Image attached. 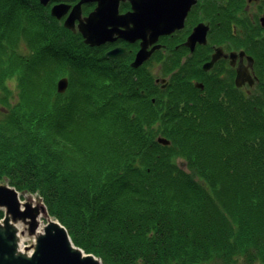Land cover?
<instances>
[{"label": "trees", "instance_id": "1", "mask_svg": "<svg viewBox=\"0 0 264 264\" xmlns=\"http://www.w3.org/2000/svg\"><path fill=\"white\" fill-rule=\"evenodd\" d=\"M45 8L0 0V179L37 194L102 264L264 261L262 105L193 96L180 78L159 90Z\"/></svg>", "mask_w": 264, "mask_h": 264}, {"label": "flooded vegetation", "instance_id": "2", "mask_svg": "<svg viewBox=\"0 0 264 264\" xmlns=\"http://www.w3.org/2000/svg\"><path fill=\"white\" fill-rule=\"evenodd\" d=\"M181 2L184 13L180 25L161 34L155 43L161 44L155 51L173 50V53L160 55L165 64L155 79L159 90L167 88L173 78H180L187 83V92L193 96L217 93L225 97L234 91L258 101L264 111V0ZM131 10H134L133 3H120V12ZM118 40L106 45L118 46ZM123 43L127 50L130 45L136 48L140 45L139 41ZM214 58L212 65L205 68ZM175 61L178 71L172 70ZM218 80L228 85L225 90H215Z\"/></svg>", "mask_w": 264, "mask_h": 264}, {"label": "water", "instance_id": "3", "mask_svg": "<svg viewBox=\"0 0 264 264\" xmlns=\"http://www.w3.org/2000/svg\"><path fill=\"white\" fill-rule=\"evenodd\" d=\"M41 1L47 3L49 0ZM84 1L97 4L95 9L85 16L82 15L81 10ZM121 1L123 0H80L65 19L64 25L75 30L78 19V27L85 42L92 46L115 41L118 38L129 41L141 39L142 47L131 63V66L137 68L158 47L156 45L147 49L148 46L157 41L161 34L166 31L168 33L180 25L184 10L180 1L173 6L165 0L167 7L159 10L155 8L153 1L143 0L141 9L134 8L122 13ZM130 2L134 6L135 1L130 0ZM69 7V4L60 3L52 8L51 13L60 18L67 13ZM172 12L176 14L174 17ZM188 43H191V40ZM124 52V47H115L109 50L107 55L116 57ZM215 59L205 65V68L210 67ZM68 84V77H61L58 80V91L64 92ZM237 84H241L238 79ZM158 140L164 144L170 143V140L164 136H159ZM0 207L4 208L6 216L4 222H0V264H102V260L95 254L86 253L80 246L75 245L65 225L50 216L44 232L37 233V243L32 254L28 255L24 252L16 254L18 244L15 243V233L18 228H15L16 230L12 228L11 220L23 219L29 224L30 230L36 231L41 213L48 216L46 205L44 203L35 205L31 200L22 202L16 188L0 183Z\"/></svg>", "mask_w": 264, "mask_h": 264}, {"label": "rangeland", "instance_id": "4", "mask_svg": "<svg viewBox=\"0 0 264 264\" xmlns=\"http://www.w3.org/2000/svg\"><path fill=\"white\" fill-rule=\"evenodd\" d=\"M56 1H54L53 3H55ZM95 8V4H91V3H88L87 4V6L86 7H84V14H88L91 10H93ZM43 12L47 15L48 13H49V11L45 8V9H43ZM33 18V17H32ZM57 19V18H56ZM57 21L61 24V25H64L63 24V19H57ZM42 25H44V26H47V25H45V24H42ZM73 37H75V36H73ZM82 37V36H81ZM83 38V37H82ZM117 43L118 44H120V45H124V46H126L127 47V45L125 44V43H123V41H120V40H118L117 41ZM129 47L130 48H133L134 49V51L132 52L130 49H129ZM128 47V50H126V48H125V52L123 53V54H121V55H118V57L115 59V60H118V58L119 59H126V58H128L127 60H128V62H129V56L130 57H132V58H135L136 56H131V55H135L136 54V52H137V50L134 48V47H131V46H129ZM104 49V48H103ZM104 52L106 51V49H104L103 50ZM167 52L169 53V52H172L173 53V50H171V49H167ZM167 52H166V50H164L163 49V51L162 50H159V53H163V55H166L167 54ZM175 53V52H174ZM159 57V54L158 55H156V56H152V57H150L148 60H146V63H142L141 64V66H139L138 68H142V67H147V69H148V72H143V73H148L150 76H152L153 77V79H154V81H155V79H157V76H159L160 74H161V70H162V68L164 67V59L163 58H158ZM112 59V58H111ZM114 60V61H115ZM107 61H109L110 62V60L109 59H107ZM114 61H111V62H114ZM146 64V65H145ZM132 67V66H131ZM138 68H136V69H138ZM176 68V67H175ZM175 68L174 69H172V70H175ZM171 70V69H170ZM171 70V71H172ZM16 70H13L11 73H10V76L7 78V80H8V82H10V81H12V82H10V84H11V86H12V88L14 89V92H16V83H15V74H13V75H11L12 73H14ZM141 72V71H140ZM10 80V81H9ZM14 80V81H13ZM54 84H56L55 85V88H56V90H58V82L56 81V82H54ZM66 89H68V88H66ZM64 93V92H63ZM34 129H36L37 130V132H38V134H39V136H40V134H42V136H43V138H46V139H48L49 138V140L48 141H46L45 139H43V140H45L47 143H54V144H57V142H53L54 140V137H55V134H53L54 133V131H49L47 128H45V130H43V129H39V127L37 126V128H34ZM55 141H57V140H55ZM67 157H68V154L66 155V159H67ZM74 159H76V157L74 158ZM178 161L179 162H185L184 161V159L182 158V157H179V159H178ZM180 165H182L183 166V164H180ZM184 168V167H183ZM0 183H6V181H2L1 179H0ZM21 200H22V202H26V201H30V200H32V201H34L35 202V205H39V204H41L42 203V201L40 200V198H39V196L37 195V194H32V195H30V194H26L24 197H21ZM39 211H41L40 209H39ZM5 217L6 216H4L1 220H0V222H4V220H5ZM48 217L49 216H46L44 213H41V215H40V217H39V224H40V219L43 221V224H44V226H45V224H46V222L48 221ZM18 224H19V231H18V233H19V235L22 237V240H24V243H22L21 245H20V247L25 251L24 253H26V254H28V255H31L32 254V252L34 251V248H35V245H36V243H35V241H36V237H37V232L36 231H32V230H30L29 229V224L28 223H26L23 219H18ZM254 262H255V264H264V261L263 260H261V258H256V259H254ZM251 262H249V261H246L245 260V258L243 257V256H241L240 257V259L238 260V261H236V262H234L233 264H250Z\"/></svg>", "mask_w": 264, "mask_h": 264}, {"label": "bare ground", "instance_id": "5", "mask_svg": "<svg viewBox=\"0 0 264 264\" xmlns=\"http://www.w3.org/2000/svg\"><path fill=\"white\" fill-rule=\"evenodd\" d=\"M124 1H128L129 3H131L130 2V0H123V1H121V2H124ZM135 1V4H134V8L136 9V10H139V9H141L142 8V5H143V0H134ZM150 1V0H149ZM151 1H153L154 2V4H155V8L156 9H161V8H163V9H165L166 7H167V2L170 4V5H173V6H175L176 4H178L179 3V1L181 2L182 0H151ZM120 2V3H121ZM132 4V3H131ZM172 14H173V17L176 15L174 12H172ZM159 19H161V18H159ZM78 24L79 23H77V26H76V29H75V33H81V31H80V29H79V27H78ZM82 34V33H81ZM137 41H139L140 42V45H139V48H138V45H136L137 46V48H138V50H137V52L141 49V45H142V40L140 39V40H136L135 42H137ZM156 42H154V43H152V44H150L149 46H148V48L147 49H151L153 46H156L157 44H155ZM96 46H99V45H96ZM134 48H136V47H134ZM136 48V49H137ZM175 70H177L178 71V68H177V65H175ZM177 80H178V78H176ZM4 184H9L8 182H6V183H4ZM10 186H12V187H14L13 185H11V184H9ZM14 188H16V187H14ZM18 192H19V196H20V198L21 197H24L26 194H22L19 190H18ZM32 201V200H31ZM34 204H35V202L34 201H32ZM1 208V207H0ZM47 208V207H46ZM47 211H48V208H47ZM48 216H50V217H53L52 215H50V213H49V211H48ZM53 220V219H52ZM13 223H12V228L13 229H15V228H18L19 227V224H18V220L17 221H15V220H11ZM19 229V228H18ZM2 230V229H1ZM16 230V229H15ZM44 230H45V228H44V224H43V221L40 219V224H39V226L37 227V233H42V232H44ZM3 231H5V228L3 229ZM15 243L16 244H18V246H17V252H16V254H20L21 252H25L21 247H20V245L22 244V243H24V240H22V237L19 235V233H18V230H16V233H15ZM35 243H37V237H36V241H35Z\"/></svg>", "mask_w": 264, "mask_h": 264}]
</instances>
